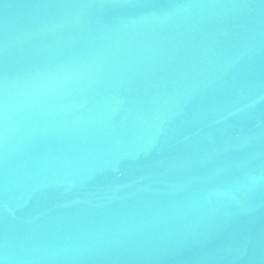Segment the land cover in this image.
Masks as SVG:
<instances>
[{
    "label": "water",
    "instance_id": "water-1",
    "mask_svg": "<svg viewBox=\"0 0 264 264\" xmlns=\"http://www.w3.org/2000/svg\"><path fill=\"white\" fill-rule=\"evenodd\" d=\"M0 264H264V0H0Z\"/></svg>",
    "mask_w": 264,
    "mask_h": 264
}]
</instances>
